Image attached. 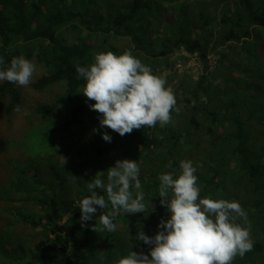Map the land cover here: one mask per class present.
<instances>
[{"label": "trees", "instance_id": "1", "mask_svg": "<svg viewBox=\"0 0 264 264\" xmlns=\"http://www.w3.org/2000/svg\"><path fill=\"white\" fill-rule=\"evenodd\" d=\"M72 1L75 6L68 0H0L3 67L23 55L42 69L27 87L0 81V264H116L131 250L149 253L136 233L142 229L154 236L161 218H168L158 177L178 176L181 160L197 168L201 198L235 200L247 213V221L238 222L248 228L253 247L232 264H264V136L247 125L253 113L219 120L199 95L210 83L204 75L194 87L177 91L180 111H172L171 123L121 137L99 128L98 113L89 108L95 102H86L85 81L76 72L77 65L93 63L95 53L126 50L139 60L144 53L142 61L150 57L153 71L159 59L182 49L207 69L208 55L217 48L247 40L255 26L264 30V0H218L220 16L212 10L219 8L216 0ZM163 2L177 4L180 15L167 18ZM113 37L129 38L132 48L119 51ZM57 86L61 93L45 97ZM260 111L264 117V106ZM21 114L23 133L26 126L40 125L46 140L54 137L59 147L36 149L30 158L20 155L13 128ZM105 131L110 143L102 138ZM122 159L139 165L145 212H114L117 230L109 233L103 225L92 230L98 209L82 227L78 201L90 195L88 183L100 172L107 182V170ZM96 191L107 199L103 190ZM107 210L112 211L110 203Z\"/></svg>", "mask_w": 264, "mask_h": 264}, {"label": "clouds", "instance_id": "2", "mask_svg": "<svg viewBox=\"0 0 264 264\" xmlns=\"http://www.w3.org/2000/svg\"><path fill=\"white\" fill-rule=\"evenodd\" d=\"M0 57V81L27 87L36 71L35 65L23 55L13 57L10 65L3 67ZM78 79L85 81L81 94L90 110L98 113L99 128L111 129L121 137L144 126L161 128L172 121L177 113V100L173 89L166 86V79L156 75L152 68L142 63L130 50L117 55L112 51L94 54L89 66H76ZM98 132L99 129H94ZM102 138L111 142L107 131ZM180 173H162L158 193L160 204L169 216L161 218L159 231L149 236L141 229L136 240L149 246V253L130 251L116 264H232L253 247L248 228L239 220L247 221V213L238 201L201 198L195 175L197 168L192 161H180ZM97 173L87 187L90 195L78 201L80 223L93 219L98 209L100 215L91 225H103L107 232H115L112 222L116 211L126 214L144 213L146 204L139 179L140 168L136 160H116L107 170L106 181ZM101 189L106 194L96 191ZM135 190V193L133 192ZM112 211H108V204Z\"/></svg>", "mask_w": 264, "mask_h": 264}, {"label": "rangeland", "instance_id": "3", "mask_svg": "<svg viewBox=\"0 0 264 264\" xmlns=\"http://www.w3.org/2000/svg\"><path fill=\"white\" fill-rule=\"evenodd\" d=\"M217 1L216 3H218ZM68 3L76 5L72 0H68ZM215 4H211V9ZM218 4L219 8L212 10L220 16L222 3ZM161 12L165 13L167 18L180 15L177 4L167 2H163ZM217 29L219 28L217 27ZM110 42L119 51L133 46L129 38L113 37L110 38ZM216 51L218 53L210 54L207 69L199 59L186 60L181 51L168 56V58L159 59L156 66L158 68H155L153 72L166 79V86L173 89L175 96H177V91L180 88H192L195 86L196 80L198 81L199 78L206 75L205 77L209 79L210 83L205 84L204 90H200L199 95L202 96L207 109L217 113L219 120L230 119L229 121L239 117L244 119L249 112H252L254 117L247 120V125L251 122L250 127L255 128V136H264V117L260 111V108L264 106V30L255 26L252 28V36L247 40L229 41L224 46L217 48ZM143 56H145L144 53L140 55L141 61ZM149 58L142 63L149 66ZM31 61L36 67L33 80L42 69L35 60L31 59ZM167 61L170 67H166ZM62 89V86L54 87L49 90L45 97H54L61 93ZM32 102L33 99L30 98L28 104H32ZM254 104L257 105V108H254ZM23 122L24 115L21 114L13 128L15 142H18L15 147L19 150L20 155H26L27 158H30L36 149H57L59 147L54 137L51 136V140H46L45 128L40 125L26 126L27 131L23 133ZM185 122L187 123V121Z\"/></svg>", "mask_w": 264, "mask_h": 264}, {"label": "built area", "instance_id": "4", "mask_svg": "<svg viewBox=\"0 0 264 264\" xmlns=\"http://www.w3.org/2000/svg\"><path fill=\"white\" fill-rule=\"evenodd\" d=\"M182 53L185 55V56H187V57H190V59H193V61L195 60V59H197L198 57H197V55H194V56H190L184 49H182ZM208 59L210 60V54L208 55ZM210 62V61H209Z\"/></svg>", "mask_w": 264, "mask_h": 264}]
</instances>
